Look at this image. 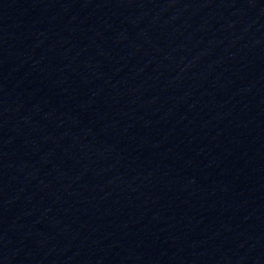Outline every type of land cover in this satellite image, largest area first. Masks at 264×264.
<instances>
[{
  "label": "water",
  "instance_id": "1",
  "mask_svg": "<svg viewBox=\"0 0 264 264\" xmlns=\"http://www.w3.org/2000/svg\"><path fill=\"white\" fill-rule=\"evenodd\" d=\"M0 264H264V0H0Z\"/></svg>",
  "mask_w": 264,
  "mask_h": 264
}]
</instances>
